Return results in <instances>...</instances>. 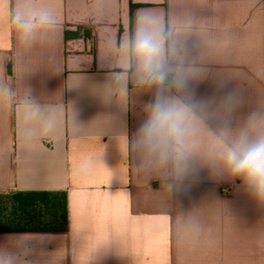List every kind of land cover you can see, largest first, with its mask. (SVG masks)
I'll list each match as a JSON object with an SVG mask.
<instances>
[{
    "label": "crops",
    "instance_id": "0c3cea01",
    "mask_svg": "<svg viewBox=\"0 0 264 264\" xmlns=\"http://www.w3.org/2000/svg\"><path fill=\"white\" fill-rule=\"evenodd\" d=\"M158 100L179 141L144 138ZM262 138L264 0H0V192H64L67 213L0 233V264H264V195L226 159Z\"/></svg>",
    "mask_w": 264,
    "mask_h": 264
},
{
    "label": "clouds",
    "instance_id": "9594fccd",
    "mask_svg": "<svg viewBox=\"0 0 264 264\" xmlns=\"http://www.w3.org/2000/svg\"><path fill=\"white\" fill-rule=\"evenodd\" d=\"M21 27L27 31L30 25L22 23ZM134 52L140 58L145 79L163 84L166 71L161 59V41L152 35L140 34L136 38ZM182 120V109L158 100L153 106L151 119L142 129L143 136L148 141L157 137L179 141L183 134ZM226 159L234 174L242 175L264 195V138L251 144L234 146L228 150Z\"/></svg>",
    "mask_w": 264,
    "mask_h": 264
},
{
    "label": "trees",
    "instance_id": "16d2710c",
    "mask_svg": "<svg viewBox=\"0 0 264 264\" xmlns=\"http://www.w3.org/2000/svg\"><path fill=\"white\" fill-rule=\"evenodd\" d=\"M79 35V30L65 34ZM8 72L12 74L10 65ZM66 228L64 192H0V233L64 232Z\"/></svg>",
    "mask_w": 264,
    "mask_h": 264
}]
</instances>
